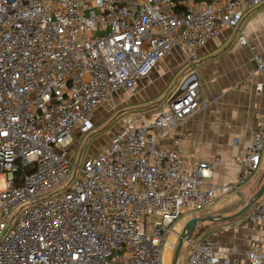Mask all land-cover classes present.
<instances>
[{
	"label": "built area",
	"instance_id": "1",
	"mask_svg": "<svg viewBox=\"0 0 264 264\" xmlns=\"http://www.w3.org/2000/svg\"><path fill=\"white\" fill-rule=\"evenodd\" d=\"M261 4L0 0V264H163L181 215L198 216L241 192L263 165L264 117L237 182L211 183L217 160H190L162 139L207 107L196 49L226 29L249 45L239 26ZM176 50L188 71L160 109L146 118L130 114L110 143L74 163L67 148L95 128L96 109L135 92ZM253 59L263 91L264 53L253 51ZM250 208L258 235L246 260L200 236L186 242L185 264H264V200Z\"/></svg>",
	"mask_w": 264,
	"mask_h": 264
},
{
	"label": "crops",
	"instance_id": "2",
	"mask_svg": "<svg viewBox=\"0 0 264 264\" xmlns=\"http://www.w3.org/2000/svg\"><path fill=\"white\" fill-rule=\"evenodd\" d=\"M239 28L247 36L249 45L239 44L237 31L226 29L220 36L209 39L196 49L198 75L202 83L199 98L205 100L207 107L196 112L168 137L162 139L164 145L180 151L190 160H217L219 163L209 179L211 183L237 182L242 172L241 159L245 148L253 140L264 117V90L256 89L260 74L256 71L253 59V51L264 53V4L247 11ZM187 71L188 66L183 54L176 50L166 56L151 74L140 82L135 92L123 91L107 103L112 108H121L124 113L133 110L132 114L145 111L147 115H151L160 109L162 101L157 103L156 107L153 104L144 106L142 102L175 79L167 95L170 97ZM102 107L96 109L93 120L101 116L98 111ZM257 172L261 175L257 184L259 187L264 180V159L262 168ZM251 181L246 184V189L253 182ZM234 193V198L221 203L219 209L233 205L239 210L243 205L240 206L238 198L244 195L246 202L250 198L242 191ZM191 217L193 216L187 220ZM224 221L227 222L223 225L213 221L215 225L201 236L217 240L224 246L235 247L237 252L233 257L236 260H246L258 233L251 229L247 215ZM185 263L186 257L182 264Z\"/></svg>",
	"mask_w": 264,
	"mask_h": 264
},
{
	"label": "rangeland",
	"instance_id": "3",
	"mask_svg": "<svg viewBox=\"0 0 264 264\" xmlns=\"http://www.w3.org/2000/svg\"><path fill=\"white\" fill-rule=\"evenodd\" d=\"M174 81H175V79L172 80L171 83L167 87L163 88L161 91H159L157 93L154 92L149 97L148 100L142 102V105L151 106L153 104V106H154V105H157V103H159L160 101H163V99H165V97H167V95L169 94L168 92L171 89ZM101 106H103V107L98 111V114L101 113L100 114L101 116L97 117L94 120L95 128L91 132L86 134L85 136H77L76 141L71 146H69L67 148L68 155L73 160L74 163H83L84 160H86L88 157H93L94 155H96L103 146L110 143V141L114 135L113 134L114 131H116L121 126L123 119L133 113V112H131L133 110L126 111L125 113L121 112L122 111L121 108H119V107L112 108L110 106V104H108V103H104ZM132 115H144V118H146L147 112L140 111V112H137V113L132 114ZM110 137H111V139L109 141ZM259 174L260 173L256 172L248 180V182H250L251 180L253 181V182L251 181L252 183L249 184L248 189H246V187H245L248 182H246L245 184H243L241 186L242 193L243 192L247 193L250 196V198H248V200L246 202L245 201L246 197L244 195L240 194L241 196L238 198V203H241L240 206L243 205V207L240 208V206H239V208H240L239 210H237L235 207H233V205H227L224 208L219 209L221 203L228 201V200H231V198H234V195H235L234 192H232L229 195L221 198L220 200L214 201L213 203L208 205L205 209H203L198 214L199 217H202V216L206 217L207 216V217H212L215 220H211V221L207 220V221L201 222L196 227V229L192 235V239L199 237L200 235L204 234L205 231H207L213 225H215V224H213V221H217L218 223H216V224H221V225L226 224L227 221H224V220H226L227 216L232 215V214L240 211L242 208H244L248 204L249 200L257 192V190L260 188V186L264 183V180H263V182L260 184V186L259 187L257 186V184L259 183V180L261 179V175H259ZM5 187H6L5 179L3 176H0V190H3ZM263 200H264V193L254 203H256V202L258 203V202H261ZM250 210H251V208L248 211H246L244 214L240 215L239 217L246 216L250 212ZM191 215H192L191 213L183 214V215H181L179 220H177L175 223H173V227H174L179 222L177 224L176 229L171 231L167 236L168 240L170 238L174 239V246L172 248H170L167 245V247L165 248V251L163 254L164 263L166 262V259L168 256H169V263L168 264L173 263L176 247H177L178 242H179V237H180L179 235L182 233V228H183V225L185 224V222L187 221V218L190 217ZM148 220L151 221L153 219L148 218ZM221 220H223V221H221ZM148 231L151 232L150 228H148ZM186 253H187V245L185 242L182 246L177 264L183 263V261L186 257Z\"/></svg>",
	"mask_w": 264,
	"mask_h": 264
},
{
	"label": "water",
	"instance_id": "4",
	"mask_svg": "<svg viewBox=\"0 0 264 264\" xmlns=\"http://www.w3.org/2000/svg\"><path fill=\"white\" fill-rule=\"evenodd\" d=\"M184 90H185V88H179L178 91L174 94L173 99H175V101H178L180 95L183 93ZM263 193H264V183L260 186V188L257 190V192L249 200L248 204L244 208H242L240 211H238L232 215L227 216L226 219H232V218H235V217H238V216L244 214L246 211H248L250 209L252 204L262 196ZM207 220L211 221V220H215V219L212 217L193 216L185 222V224L183 225V228H182V233L179 235L180 236L179 242H178V245L176 247V251H175V255H174V259H173L172 264H177L183 244L192 239V235H193L196 227L201 222H204Z\"/></svg>",
	"mask_w": 264,
	"mask_h": 264
},
{
	"label": "bare ground",
	"instance_id": "5",
	"mask_svg": "<svg viewBox=\"0 0 264 264\" xmlns=\"http://www.w3.org/2000/svg\"><path fill=\"white\" fill-rule=\"evenodd\" d=\"M168 246H169L170 248H172V247L174 246V239L170 238V239L168 240ZM169 254H170V253H169ZM163 260H164V258H163ZM168 263H169V256L167 257L165 263H164V261H163V264H168Z\"/></svg>",
	"mask_w": 264,
	"mask_h": 264
},
{
	"label": "trees",
	"instance_id": "6",
	"mask_svg": "<svg viewBox=\"0 0 264 264\" xmlns=\"http://www.w3.org/2000/svg\"><path fill=\"white\" fill-rule=\"evenodd\" d=\"M156 106H158V105H154V107H156ZM23 172H24V169H20L19 172H18V174L21 175ZM200 236H201V235H200ZM200 236H199V237H200ZM196 238H198V237H196ZM196 238H193V239H196Z\"/></svg>",
	"mask_w": 264,
	"mask_h": 264
}]
</instances>
